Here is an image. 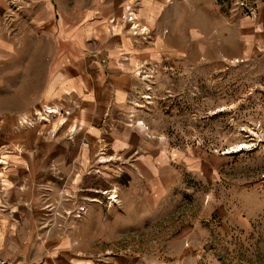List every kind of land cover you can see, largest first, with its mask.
I'll use <instances>...</instances> for the list:
<instances>
[{"label":"rangeland","instance_id":"1","mask_svg":"<svg viewBox=\"0 0 264 264\" xmlns=\"http://www.w3.org/2000/svg\"><path fill=\"white\" fill-rule=\"evenodd\" d=\"M6 1L9 21L16 18V29L38 40L33 76L43 74L45 55L50 60L59 48L88 54L112 26L140 50L130 65L128 122L142 136L139 147L148 143L157 153L152 170L138 171L140 199L129 198L121 213L106 211L120 204L132 174L95 191L92 200L107 204L100 218L111 217L84 238L97 263L264 264V0ZM46 109L33 107L19 124L61 114L55 109L42 121L35 112ZM105 150L99 149V165L121 171L137 162L138 149L125 157ZM57 193L43 195L53 208H46L52 214L43 225L70 229L87 207L71 209L84 207L79 217L66 215L72 193Z\"/></svg>","mask_w":264,"mask_h":264},{"label":"crops","instance_id":"2","mask_svg":"<svg viewBox=\"0 0 264 264\" xmlns=\"http://www.w3.org/2000/svg\"><path fill=\"white\" fill-rule=\"evenodd\" d=\"M7 10V1L0 0V264H102L82 247L90 229L111 218H100L107 204L92 200L95 191L132 174L119 191L120 204L106 211L121 213L129 198L140 199L139 172L142 165L153 169L157 153L148 143H142L147 150L139 147L142 136L128 122L135 81L130 65L140 50L128 33L112 26L110 36L96 40L88 54L72 48L75 55H64L59 48L50 60L45 55L43 74L33 76L32 46L38 40L33 43L31 32L18 31L16 18L9 21ZM40 105L61 114L53 121L21 126L19 115ZM102 147L110 157L138 149L137 162L121 171L111 163L99 165L96 157ZM59 190L72 193L66 203L70 209L87 207L66 230L43 225L50 217L43 195Z\"/></svg>","mask_w":264,"mask_h":264},{"label":"built area","instance_id":"3","mask_svg":"<svg viewBox=\"0 0 264 264\" xmlns=\"http://www.w3.org/2000/svg\"><path fill=\"white\" fill-rule=\"evenodd\" d=\"M129 16H128V20L130 21V22H132V29H137L138 28V24L137 23H135V21H136V17H135V15L133 14V11H131V12H129V14H128ZM133 23H135V24H133ZM56 113L57 111L55 110V109H50V108H47L46 110H45V115L41 112V111H36L35 112V115L36 116H41L40 118L42 119V121L44 120V121H47V119H48V117H51L52 116V114L51 113ZM23 123L24 122H26V123H28V121L26 120V118L25 119H23V121H22ZM116 198H117V194H112L108 199L109 200H111V202H116ZM48 206V207H47ZM45 208H49V209H53L50 205H46L45 206ZM82 211H84V207H82L77 213L76 212H74L73 210H71V209H69V211H67L66 212V215H74V217H75V214H76V216H80L81 215V212ZM51 214H52V211L50 212V214H49V216H51ZM2 264H4L5 263V261H2L1 262Z\"/></svg>","mask_w":264,"mask_h":264},{"label":"bare ground","instance_id":"4","mask_svg":"<svg viewBox=\"0 0 264 264\" xmlns=\"http://www.w3.org/2000/svg\"><path fill=\"white\" fill-rule=\"evenodd\" d=\"M136 23V22H135ZM135 23H133V24H135Z\"/></svg>","mask_w":264,"mask_h":264}]
</instances>
